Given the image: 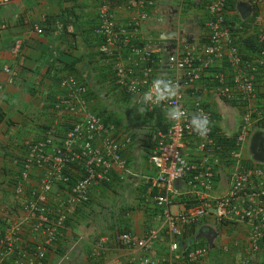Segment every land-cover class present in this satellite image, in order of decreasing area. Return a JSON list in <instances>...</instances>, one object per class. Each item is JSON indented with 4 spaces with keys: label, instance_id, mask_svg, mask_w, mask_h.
I'll return each mask as SVG.
<instances>
[{
    "label": "crops",
    "instance_id": "0c3cea01",
    "mask_svg": "<svg viewBox=\"0 0 264 264\" xmlns=\"http://www.w3.org/2000/svg\"><path fill=\"white\" fill-rule=\"evenodd\" d=\"M127 1H112L111 11L122 25L129 24L132 15L141 11L140 7L128 8ZM207 4L208 0H147L143 10L150 13V18L137 28L130 27L127 33L133 43L161 60L155 69L156 77L166 76L167 57L179 52L182 43L188 42L194 47L203 42L207 35ZM101 10L102 0L0 1V237L15 223L23 222L27 215L26 203L33 199L32 188L43 174L42 166H34L31 182L25 185L23 193L18 192L28 142L43 138L46 130L53 126L56 137L47 149L53 153L54 147L62 142L75 122L73 114L56 106V101L64 93L59 80L53 77L57 67L63 77L73 75L88 85L90 92L86 99L89 107L94 112L106 114L113 136L120 140L126 134L133 137V142L123 151L126 170L113 165L111 181L94 187L89 203H80L70 210L69 223L58 246L61 251L51 250L48 264H125L141 251L122 246L115 234L130 231L144 235L158 222L155 215L159 211L155 203L157 188L154 185L157 171L149 159L156 143L158 109L151 111L148 108L146 113L140 114L136 108L140 105L133 107L138 96L116 81L117 66L131 67L133 74L130 76L140 80L148 62L143 53L126 51L121 43L113 45L110 54L100 52V45L105 40L95 33V28L102 20ZM256 16H261L262 20L254 23L250 33L264 29V0L258 3L230 0L228 22L234 25L239 21L255 20ZM17 39L23 40L24 44L23 55L19 58L12 53ZM136 61L140 66L133 67ZM6 65L17 69L13 82L9 81L10 76L4 70ZM257 78L259 96L256 105L262 111L264 72ZM228 104L219 103L215 107L223 115L220 127L233 137L242 115H226L223 110L230 106L241 112L245 106ZM81 142L82 139L79 145ZM97 143L101 145V140ZM196 147L194 142L188 144L187 152L192 158L198 154ZM242 151L246 160L264 165V127L256 125L252 128ZM230 170L227 164L221 167L212 194H219L227 188ZM66 174L72 184L83 177L84 171L75 162L67 168ZM69 187L63 186L62 194L67 193ZM176 187L185 196L193 192L183 180L176 182ZM183 197L177 198L170 206L172 212L183 209ZM49 200L58 203L59 199L52 194ZM165 223L166 220L163 225ZM247 229L245 223L233 229V226L207 218L187 235L194 242H210L212 258L207 264H238L247 254ZM22 236L26 241L36 240L27 224ZM102 236H108V239L101 249V256L95 257L93 248ZM167 238L156 241L150 254L167 256ZM234 238L239 245L223 253L221 244L232 243ZM263 257L262 251L253 258V264H263Z\"/></svg>",
    "mask_w": 264,
    "mask_h": 264
},
{
    "label": "built area",
    "instance_id": "2783aa9c",
    "mask_svg": "<svg viewBox=\"0 0 264 264\" xmlns=\"http://www.w3.org/2000/svg\"><path fill=\"white\" fill-rule=\"evenodd\" d=\"M0 1L7 3L12 0ZM112 1L102 0V20L95 32L105 41L99 50L110 54L113 45L121 43L129 45L131 52L143 53L148 64L143 68L144 76L140 80L130 76L133 69L125 65L117 66L116 76L120 86L139 96L156 78L155 64L161 61L156 62L151 52L133 43L127 33L130 27L137 28L150 18V13L143 10L147 0L127 1L128 8L140 7L141 11L132 15L130 23L125 25L120 24L112 13ZM228 1L208 0L207 35L203 42L194 47L184 42L179 52L167 57L165 77L179 83L180 103L189 114L198 110L207 113L211 120L210 132L207 138H201L190 129L187 120H167L164 113L166 105L148 106L151 111L158 109L162 112L166 125L165 129L155 133L156 143L149 157L157 171L154 185L157 188L155 203L159 211L155 215L158 222L144 235L129 231L115 234L122 246L141 251L125 264H207L212 258L210 242H194L187 235L207 218L233 226V229L242 223L247 224V254L238 264H253V258L264 250V165L246 160L242 151L254 121L261 117L255 103L259 96L257 77L264 68V51L251 58L241 53L227 20ZM251 1L258 3L261 0ZM261 20V16H256L253 23ZM259 31L260 40L264 41V29ZM23 45V40L15 41L12 53L16 58L23 55ZM225 61L231 68V76L222 70L216 71L214 76H207L212 68H223ZM136 66H140L139 61L134 63L133 67ZM4 70L10 76L9 81L13 82L17 69L6 65ZM206 77L210 78L209 83H206ZM60 84L64 93L56 101V106L73 114L76 119L62 142L54 147L53 153L47 151L56 137L53 126L46 130L43 138L28 142L18 192L23 193L25 185L31 182L34 166H42L43 174L32 188L33 199L26 203L27 215L23 222L15 223L0 237V264H48L51 250L63 239L70 210L80 203H89L91 190L111 181L113 165L124 170L127 168L123 151L133 142L132 135L126 134L120 140L111 134L112 126L106 115L89 107L86 98L90 88L76 76H64ZM224 102L245 106L238 130L233 135L234 146L230 149L226 146V137L230 133L220 127L223 115L215 107ZM98 140H101V145ZM191 142L196 143L198 151L193 158L187 152ZM75 162L81 165L84 175L71 184L66 170ZM224 164L231 169L230 183L219 194H212ZM180 180L193 191L192 194L185 196L176 187ZM68 185V192L62 194L63 186ZM52 194L58 197V203L49 200ZM181 196H184L183 209L174 213L170 206ZM26 224L36 240L23 239ZM161 237H168L169 253L165 257H155L150 252ZM107 239L108 236H102L96 240L92 253L95 257L101 256ZM236 245L239 241L234 238L232 243H223L220 248L227 253Z\"/></svg>",
    "mask_w": 264,
    "mask_h": 264
},
{
    "label": "clouds",
    "instance_id": "9594fccd",
    "mask_svg": "<svg viewBox=\"0 0 264 264\" xmlns=\"http://www.w3.org/2000/svg\"><path fill=\"white\" fill-rule=\"evenodd\" d=\"M180 99L181 87L179 83L171 78L161 75L154 78L151 81L150 86L147 87V89L141 94H139V96L134 101L133 107H136L135 105L139 104L140 106L136 107L137 111L140 114H144L147 112L148 106L166 105L164 108V113L167 120L171 122H182L187 120L190 129L196 135L200 136L201 138H207L211 126V120L207 113L203 112L202 110H198L189 114L185 110L183 104L180 103ZM257 109L261 114V110L258 107ZM256 115L257 114L255 113V118L257 119ZM258 120L254 121L255 123L252 128H254Z\"/></svg>",
    "mask_w": 264,
    "mask_h": 264
},
{
    "label": "trees",
    "instance_id": "16d2710c",
    "mask_svg": "<svg viewBox=\"0 0 264 264\" xmlns=\"http://www.w3.org/2000/svg\"><path fill=\"white\" fill-rule=\"evenodd\" d=\"M229 8H230V0L228 1L227 9H229ZM253 21H254L253 19H251L248 22H245V20L239 21L238 23H235L234 25L231 22H229L233 36L236 39L237 46L239 47L241 53L245 56L250 57V58L253 56H260L261 53L264 51V41L260 40V31L258 29H255V30H253V32L250 33V31H251L250 29H252V27L254 25ZM246 33H249V34L246 35ZM98 36H101V35H98ZM129 47H130L129 45H123V48L126 51H129ZM153 58L155 59L156 62L159 60V58H157V57L156 58L153 57ZM150 64H151V62H150ZM155 65L157 66V64H155ZM222 67L223 68H219V66H216V67L212 68L211 72L207 76H214L215 72L220 71V70L226 72L228 74V76H231V70H230L231 68L228 67L226 61L224 62ZM263 72H264V68L261 70V72L258 74V76L261 75ZM54 75L55 76H53V77L56 78L57 80H59V82H60L63 75L60 73L59 67H57L55 69ZM205 81H206V83H209L210 78L206 77ZM258 84L259 83H258V78H257V88L259 90ZM231 105H239V104L238 103H231ZM256 106L258 107V105H256ZM260 107L263 109L261 111L262 117L258 120L256 125L259 127L260 126L264 127V106L260 105ZM100 114L106 115L104 112H102ZM107 120H108V117H107ZM155 125H156L158 130L159 129H165V127H166L163 114H162V112H160V110L157 112V118H156ZM226 146L229 149L234 146L233 137H230V136L226 137ZM58 246L54 247L53 250L59 249ZM263 255H264V250H263ZM263 264H264V257H263Z\"/></svg>",
    "mask_w": 264,
    "mask_h": 264
},
{
    "label": "rangeland",
    "instance_id": "374dc122",
    "mask_svg": "<svg viewBox=\"0 0 264 264\" xmlns=\"http://www.w3.org/2000/svg\"><path fill=\"white\" fill-rule=\"evenodd\" d=\"M228 105H230V104H228ZM225 109H226V111L225 110H223V111H224V114H226V115H233V114H237V113H238V115H243V113H244V110L239 112L237 109H234L233 107H230V106H225ZM207 226H210V225H207ZM209 230H210V228H209ZM216 233H218V231H216Z\"/></svg>",
    "mask_w": 264,
    "mask_h": 264
}]
</instances>
